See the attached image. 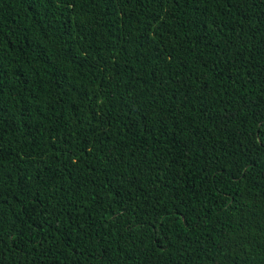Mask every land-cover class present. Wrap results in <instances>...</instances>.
Returning a JSON list of instances; mask_svg holds the SVG:
<instances>
[{"label":"trees","instance_id":"obj_1","mask_svg":"<svg viewBox=\"0 0 264 264\" xmlns=\"http://www.w3.org/2000/svg\"><path fill=\"white\" fill-rule=\"evenodd\" d=\"M0 264H264V0H0Z\"/></svg>","mask_w":264,"mask_h":264}]
</instances>
